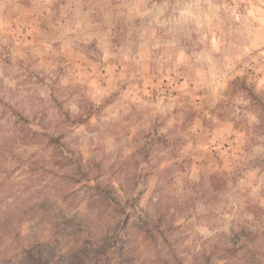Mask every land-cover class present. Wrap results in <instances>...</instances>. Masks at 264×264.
<instances>
[{
	"label": "rangeland",
	"instance_id": "rangeland-1",
	"mask_svg": "<svg viewBox=\"0 0 264 264\" xmlns=\"http://www.w3.org/2000/svg\"><path fill=\"white\" fill-rule=\"evenodd\" d=\"M262 64L264 0H0V264H264Z\"/></svg>",
	"mask_w": 264,
	"mask_h": 264
},
{
	"label": "trees",
	"instance_id": "trees-1",
	"mask_svg": "<svg viewBox=\"0 0 264 264\" xmlns=\"http://www.w3.org/2000/svg\"><path fill=\"white\" fill-rule=\"evenodd\" d=\"M95 189H96V195H97V197H98V199H99V201H105V202H108V193H107V191H105L104 189H103V186H102V184H100V183H97V185L95 186ZM146 233L147 234H149L150 235V237L152 238V240L154 239V237H155V235L154 234H152L153 232H152V229H146ZM153 242H154V240H153ZM156 252H157V255H158V258L160 259V262L161 263H163V264H170V262H169V259H171L172 258V256H164L163 254H162V252L161 251H159V249H158V247H157V245H156Z\"/></svg>",
	"mask_w": 264,
	"mask_h": 264
},
{
	"label": "clouds",
	"instance_id": "clouds-1",
	"mask_svg": "<svg viewBox=\"0 0 264 264\" xmlns=\"http://www.w3.org/2000/svg\"><path fill=\"white\" fill-rule=\"evenodd\" d=\"M261 71H264V64H262V66H261ZM109 103H111V101H109ZM105 107H107V105H105ZM100 111H103V109H101ZM97 167L98 168L102 167V164H98ZM113 173L114 174L116 173V166L115 165H113ZM145 181H147V177H145Z\"/></svg>",
	"mask_w": 264,
	"mask_h": 264
}]
</instances>
